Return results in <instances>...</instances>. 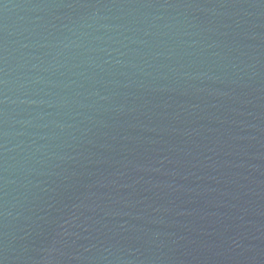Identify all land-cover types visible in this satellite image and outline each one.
<instances>
[{
    "label": "water",
    "instance_id": "95a60500",
    "mask_svg": "<svg viewBox=\"0 0 264 264\" xmlns=\"http://www.w3.org/2000/svg\"><path fill=\"white\" fill-rule=\"evenodd\" d=\"M0 264H264V0H0Z\"/></svg>",
    "mask_w": 264,
    "mask_h": 264
}]
</instances>
